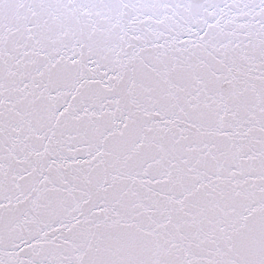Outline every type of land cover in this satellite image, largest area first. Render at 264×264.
Segmentation results:
<instances>
[{
    "label": "snow or ice",
    "instance_id": "obj_1",
    "mask_svg": "<svg viewBox=\"0 0 264 264\" xmlns=\"http://www.w3.org/2000/svg\"><path fill=\"white\" fill-rule=\"evenodd\" d=\"M0 264H264V0H0Z\"/></svg>",
    "mask_w": 264,
    "mask_h": 264
}]
</instances>
